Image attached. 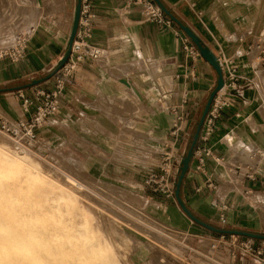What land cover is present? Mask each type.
I'll return each instance as SVG.
<instances>
[{"label": "crops", "instance_id": "1", "mask_svg": "<svg viewBox=\"0 0 264 264\" xmlns=\"http://www.w3.org/2000/svg\"><path fill=\"white\" fill-rule=\"evenodd\" d=\"M18 1L21 6L14 0L1 3L16 13L20 11V21L37 10L26 21V31L31 32L22 58L16 63L0 58V116L8 119L22 116L16 91L32 94L37 87L50 85L51 77L33 83L49 76L46 73L54 71L68 51L78 0ZM157 1L168 12L165 14L172 21L169 27L147 21L141 6L130 5L128 0H88L92 14L89 42L102 51V57H87L67 79L59 113L39 131V136L45 137L54 150L67 154L73 152L72 145L85 143L93 151H102L106 159L95 157L88 164L89 171L94 176L106 173L120 181L109 180L114 185L121 184V167L141 169L142 161L157 165L163 154H168H148L145 147L158 152L170 148L182 156L189 146L187 142L171 146L158 142L165 143L173 136L167 133L176 119L172 110L178 108L182 118L179 106H194L206 100L217 75L201 59L185 57L180 26L174 18L210 52L223 53L244 78L239 81L238 95H219L228 106L217 121L211 156L202 171H196L194 163L189 164L179 198L193 216L208 226L261 236L249 240L254 249L261 251L263 263L250 255L241 257L236 246L223 242L212 253L218 264H264V156L259 154L264 153V50L258 53L253 49L259 48L260 35L264 40V0ZM8 29L0 33V37H7L5 42L12 36ZM126 105H133L134 111ZM123 178L130 185L142 182L129 172ZM175 200L155 198L149 205L153 218L167 230L187 233L191 239L197 237V228L215 236L213 240L222 235L192 221ZM221 214L226 219L224 226L219 222ZM201 238L212 241L206 233Z\"/></svg>", "mask_w": 264, "mask_h": 264}, {"label": "rangeland", "instance_id": "2", "mask_svg": "<svg viewBox=\"0 0 264 264\" xmlns=\"http://www.w3.org/2000/svg\"><path fill=\"white\" fill-rule=\"evenodd\" d=\"M6 1L10 3L13 0H0V33L3 34V30L9 28L12 36L5 42L7 37L1 35L0 43H5L0 44V53L15 48L20 41V35L29 37L31 31H26V21H29L37 10L35 8L30 15L20 21V11L16 13L12 9L2 7L1 2L4 4ZM14 1L21 6L20 1ZM150 1L155 3L153 0ZM179 28L180 35L187 36L198 50L186 32ZM259 37L257 42L259 48L256 46L253 48L258 53L264 50L262 35ZM199 42L202 44L200 40ZM202 46L207 48L203 44ZM219 53L212 55L223 82L221 89H224L225 95L222 98H232L241 91L238 87L239 81H244V78H240L236 67L231 69L236 71H231L230 74L221 69L217 60L223 53ZM198 54L196 60L201 59L208 63L201 57L199 50ZM62 65L46 74L55 75ZM213 70L217 75V82L206 100L194 106L188 103L184 104L183 108L179 106L182 110V120L178 123L176 133L170 135L167 142H158L164 146L166 144L171 146L173 143L183 145L187 142L189 146L185 153L179 157L180 153L174 154L170 148L158 152L152 147H145L148 154L168 152L171 156L165 167L170 172L168 181L174 182L173 196L170 198L153 193L144 183L148 173L159 172L161 163L156 165L142 161L139 163L143 167L133 170L121 167V184L114 185L109 180L120 181L107 177L106 173L102 176L90 173L88 164L95 161V157L100 160L106 157L102 151L91 150L86 143L72 145L75 147L73 152L67 154L54 150L51 143L45 141V137L39 136V148L34 153L26 154L17 150L0 134V264H218L219 260L212 256L218 248V245L212 242L215 236L202 228H197L198 232L195 233L197 237L192 239L184 232L175 234L159 224L149 211V205L155 198L172 202L175 200V189L183 160L189 152L208 98L217 87L219 76L214 68ZM52 82L51 77L50 85L43 84L40 88H50ZM219 91L215 94L210 107L214 99L220 95ZM125 108L134 111L133 105H126ZM176 110L179 111L178 108ZM179 115L181 116L180 113ZM202 125L191 152L188 168L192 162L195 169L194 151L202 135ZM174 130L175 128H172L167 133ZM183 133L187 136H182ZM77 148L81 150L78 151ZM125 172L131 173L138 182L142 178V182L137 185L126 184L123 178ZM63 174L80 182L85 191L70 187ZM131 194L143 197L147 201ZM151 197L153 198L150 199ZM205 233L211 237V242L201 238ZM231 235L239 242L249 239ZM229 239L226 237L224 242Z\"/></svg>", "mask_w": 264, "mask_h": 264}, {"label": "built area", "instance_id": "3", "mask_svg": "<svg viewBox=\"0 0 264 264\" xmlns=\"http://www.w3.org/2000/svg\"><path fill=\"white\" fill-rule=\"evenodd\" d=\"M128 3L130 5L141 6L142 14L147 21L166 27H169L172 23L165 12L150 0H128ZM91 19V6L88 0H80L77 28L73 41L68 47V59L61 66L60 70L52 76L53 82L51 87H37L32 94H27L23 90L16 91L15 96L20 101V112L22 116L17 119H8L0 116V134L6 137L19 150L34 153L39 148V131L50 119L58 115L60 98L64 92L67 79L87 57L92 59L98 58L99 49L92 46L89 42L92 35ZM179 39L181 50L185 54V57L195 61L199 56L198 50L193 46L187 36H181ZM19 40L20 43L17 47L8 49L6 54L0 56V58L7 57L12 63L19 61L26 49L27 37H20ZM218 60L222 62L219 65L221 69L228 71L229 74L231 71L234 72V69L231 70L233 67L230 66V62H226L224 56H221ZM227 106L228 103L220 100V96H217L205 116L201 130L202 135L194 151L196 171L204 170L205 161L211 156V141L217 128L216 124L222 109ZM172 111L176 115L175 124L173 125L175 130L172 132L175 134L178 123L182 118L176 108ZM170 158V155L164 154L160 162L162 166L159 167V172L148 173L144 180L145 185L153 193H158L165 198L173 196L174 182L168 181L170 172L165 169ZM219 222L222 226L226 224V219L223 214L219 216ZM233 237L235 236L230 235V239L227 242L236 246L242 256L250 255L263 263L261 251L254 249L249 239L239 242L236 240V237L232 240ZM225 239V235L222 234L217 240H213L212 242L219 245Z\"/></svg>", "mask_w": 264, "mask_h": 264}, {"label": "water", "instance_id": "4", "mask_svg": "<svg viewBox=\"0 0 264 264\" xmlns=\"http://www.w3.org/2000/svg\"><path fill=\"white\" fill-rule=\"evenodd\" d=\"M165 13L168 14V12L160 5V3L157 1V0H153ZM79 8H80V0L77 1V5H76V8H75V13H74V20H73V24H72V29H71V33H70V37H69V46L71 45L72 41H73V38H74V34H75V31H76V28H77V22H78V15H79ZM180 27L181 29L186 32V34L192 39V41L196 44L198 50H199V53L201 55V57L206 60L217 72L219 78H218V83H217V87L215 88V90L210 94L209 98H208V101L205 105V108L202 112V115H201V118H200V121H199V124H198V127H197V130L193 136V141L191 143V146H190V149H189V152L187 154V156L184 158L183 160V163H182V167H181V173H180V176H179V179H178V183L176 184V189H175V197H176V200L178 202V204L181 206L183 212L194 222L200 224L201 226L207 228L208 230H211V231H214V232H217V233H220V234H235L236 236H243V237H248V238H261V236H258V235H255V234H250V233H245V232H237V231H225V230H219V229H215L211 226H208L202 222H200L199 220H197L196 218H194L186 209V207L182 204L180 198H179V190H180V184H181V181L187 171V168H188V163H189V160H190V156H191V152H192V149L196 143V140L198 138V134H199V130H200V127L203 123V120L207 114V111L210 107V104L215 96V94L222 88V85H223V82H222V79H221V74H220V70L219 68L217 67V64L215 62V58L213 57L212 53L205 47L202 46V44L199 42V39L196 38L194 36V34L186 27V26H183L181 25L177 20H175L174 18H172ZM68 55H69V51L66 52V54L64 55V57L62 58V60L60 61L59 65H62L64 64V62L66 61V59L68 58ZM50 76L47 77V79H49ZM33 84H38V81H35Z\"/></svg>", "mask_w": 264, "mask_h": 264}, {"label": "bare ground", "instance_id": "5", "mask_svg": "<svg viewBox=\"0 0 264 264\" xmlns=\"http://www.w3.org/2000/svg\"><path fill=\"white\" fill-rule=\"evenodd\" d=\"M37 17V16H36ZM34 18L33 19V21L34 20H36L37 18ZM33 21H30V23H29V25H31V27H33ZM3 36H5V35H3ZM19 43H20V41H18V43L16 44V46L15 47H17L18 45H19ZM10 49V48H9ZM7 50L8 49H6L5 51H3V52H1L0 53V56H2V55H4V54H6V52H7ZM99 59L102 57V51L99 49ZM226 61V60H225ZM227 62V61H226ZM217 63H218V65H220V64H222V62L220 61V60H217ZM219 93H220V95H222V94H224V89H221L220 91H219ZM14 146V145H13ZM15 147V146H14ZM17 150H19L17 147H15ZM21 152H23V153H26L25 151H22V150H20ZM26 154H28V153H26ZM260 154V156L262 157V156H264V153H259ZM14 156H16V155H14ZM64 175V177H65V180H66V182L70 185V187H74V189H76V188H78V190H83V191H85V188H84V186L80 183V182H78V181H76L75 179H73V178H71L70 176H67V175H65V174H63ZM62 175V176H63ZM80 183V184H79ZM76 187V188H75ZM142 223V222H141Z\"/></svg>", "mask_w": 264, "mask_h": 264}, {"label": "trees", "instance_id": "6", "mask_svg": "<svg viewBox=\"0 0 264 264\" xmlns=\"http://www.w3.org/2000/svg\"><path fill=\"white\" fill-rule=\"evenodd\" d=\"M53 75V74H52ZM52 75H49L50 77H52ZM48 77V76H47ZM47 77L46 78H44V79H41V80H38V84L39 83H41V81L43 82V81H45L46 79H47ZM187 209V208H186ZM187 211L192 215V213L187 209ZM193 216V215H192ZM194 218H196L195 216H193ZM197 219V218H196ZM198 220V219H197ZM201 222V221H200Z\"/></svg>", "mask_w": 264, "mask_h": 264}]
</instances>
